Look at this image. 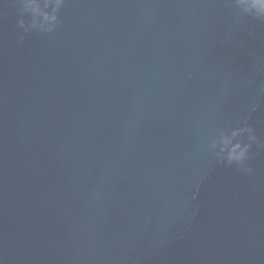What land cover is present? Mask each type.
Returning a JSON list of instances; mask_svg holds the SVG:
<instances>
[{"label": "water", "instance_id": "water-1", "mask_svg": "<svg viewBox=\"0 0 264 264\" xmlns=\"http://www.w3.org/2000/svg\"><path fill=\"white\" fill-rule=\"evenodd\" d=\"M59 17L24 33L0 0V264H264V20L234 0ZM245 123L250 173L209 148Z\"/></svg>", "mask_w": 264, "mask_h": 264}, {"label": "clouds", "instance_id": "clouds-1", "mask_svg": "<svg viewBox=\"0 0 264 264\" xmlns=\"http://www.w3.org/2000/svg\"><path fill=\"white\" fill-rule=\"evenodd\" d=\"M235 5L243 14H250L257 19L264 20V0H234ZM21 19L17 27L24 33L30 30L51 33L60 23L59 13L65 0H18ZM51 6V11L47 9ZM30 15V21L23 17ZM20 42L24 35L20 34ZM247 141V142H246ZM253 143H259L254 129L245 123L243 126L221 129L209 144L216 157L229 165L235 164L246 173L252 172L247 161ZM264 147V143H259Z\"/></svg>", "mask_w": 264, "mask_h": 264}]
</instances>
